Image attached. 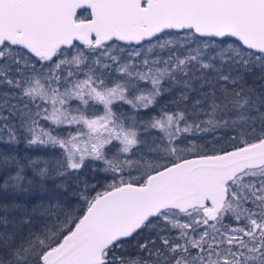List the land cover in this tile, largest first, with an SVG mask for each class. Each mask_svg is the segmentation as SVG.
<instances>
[{"label":"snow or ice","instance_id":"6c2138e0","mask_svg":"<svg viewBox=\"0 0 264 264\" xmlns=\"http://www.w3.org/2000/svg\"><path fill=\"white\" fill-rule=\"evenodd\" d=\"M0 264H264V0H0Z\"/></svg>","mask_w":264,"mask_h":264}]
</instances>
